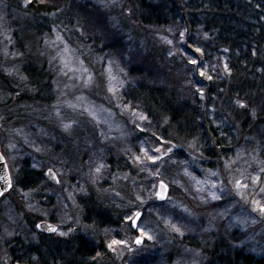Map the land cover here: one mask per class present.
<instances>
[{
	"label": "rangeland",
	"instance_id": "1",
	"mask_svg": "<svg viewBox=\"0 0 264 264\" xmlns=\"http://www.w3.org/2000/svg\"><path fill=\"white\" fill-rule=\"evenodd\" d=\"M146 5L169 7L162 0H0V150L12 177L0 201V264H9L13 239L37 242L43 221L58 227L51 243L76 235L108 241L117 264L264 260L258 145L211 160L167 119L124 105L136 85L132 67L187 58L184 31L146 25ZM96 7L107 16L103 27ZM183 75L175 69L178 83ZM90 196L108 201L117 228L85 220L82 200ZM136 213L143 215L133 230ZM114 240L122 243L110 248Z\"/></svg>",
	"mask_w": 264,
	"mask_h": 264
},
{
	"label": "trees",
	"instance_id": "2",
	"mask_svg": "<svg viewBox=\"0 0 264 264\" xmlns=\"http://www.w3.org/2000/svg\"><path fill=\"white\" fill-rule=\"evenodd\" d=\"M162 1L169 7L146 5L144 21L160 27L171 23L179 35L184 31L179 38L187 58L151 69L144 61V67H132L136 85L124 93V105L152 121L167 119L178 134L197 139L208 159L229 158L236 148L253 143L264 152V0ZM98 9L96 24L103 27L107 16ZM178 68L185 72L181 83L174 77ZM82 204L88 223L117 228L108 201L90 196ZM39 235L37 242L13 239L9 264H117L104 239L76 235L67 243H51V236ZM240 256L235 259L264 264L262 258Z\"/></svg>",
	"mask_w": 264,
	"mask_h": 264
},
{
	"label": "water",
	"instance_id": "3",
	"mask_svg": "<svg viewBox=\"0 0 264 264\" xmlns=\"http://www.w3.org/2000/svg\"><path fill=\"white\" fill-rule=\"evenodd\" d=\"M0 128H1V124H0ZM0 157H2V159H0V193H2V194H0V199H1L11 189L12 183H11V187H9L8 184L5 182V179H3V177L11 178V174H10V170H9L8 164L6 162V159H5L1 150H0ZM47 176L53 182L58 183V179L52 170L47 171ZM11 182H12V178H11ZM162 185L164 186L163 188H162ZM167 194H168V186L164 182L161 181L159 183V191H158V197H157L158 201L159 202L165 201ZM161 195L163 196V198H161ZM142 215L143 214L140 213L139 219L136 220V225H137L138 221L140 220V218L142 217ZM135 218H136V216H135ZM49 226L54 227L58 230V227L56 225L49 223V222H45V221L39 222L37 224L36 228H37L38 232L43 233V234H47V235L55 234L56 232L48 231ZM132 227L134 229L136 228V226H133V225H132Z\"/></svg>",
	"mask_w": 264,
	"mask_h": 264
},
{
	"label": "snow or ice",
	"instance_id": "4",
	"mask_svg": "<svg viewBox=\"0 0 264 264\" xmlns=\"http://www.w3.org/2000/svg\"><path fill=\"white\" fill-rule=\"evenodd\" d=\"M29 2H31V0H29ZM196 51L199 52L200 50L199 49H196ZM191 63L196 64L197 61L196 60H192ZM201 75H203V73H201ZM209 79H211V77H209ZM240 106L241 107H244L243 104H241ZM156 151H159V149H156ZM0 159H2V157H0ZM149 159H152V158L149 157ZM153 162H155V161H153ZM3 179H5V182L8 184L9 187H11V183H12L11 182V178H9V177H3ZM163 187L164 186L162 185V188ZM244 187H247V185H244ZM0 194H2V193H0ZM161 198H163L162 195H161ZM259 211L262 212V213H264V206H260L259 207ZM139 216H140V213H136V218L132 220V225L133 226H136V220L139 219ZM48 231H50V232H57L58 230L56 228H54V227L49 226ZM58 234L61 235V236L66 235V233H64V232H59ZM143 235H144V232H143V230H141V236H143ZM149 239H151V237H149ZM135 242L137 244H140V243H142V240L138 238ZM121 243H122V241L114 240L112 242V244L109 245V247L111 248L113 245H118V244H121Z\"/></svg>",
	"mask_w": 264,
	"mask_h": 264
},
{
	"label": "flooded vegetation",
	"instance_id": "5",
	"mask_svg": "<svg viewBox=\"0 0 264 264\" xmlns=\"http://www.w3.org/2000/svg\"><path fill=\"white\" fill-rule=\"evenodd\" d=\"M5 197V195L0 199V201ZM133 229V228H132ZM134 230V229H133Z\"/></svg>",
	"mask_w": 264,
	"mask_h": 264
}]
</instances>
